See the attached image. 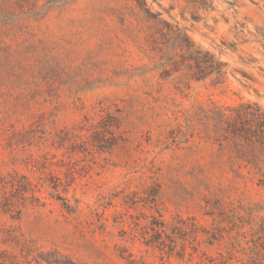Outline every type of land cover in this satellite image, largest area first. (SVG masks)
<instances>
[{"label": "rangeland", "instance_id": "rangeland-1", "mask_svg": "<svg viewBox=\"0 0 264 264\" xmlns=\"http://www.w3.org/2000/svg\"><path fill=\"white\" fill-rule=\"evenodd\" d=\"M137 1L223 80L164 76L174 33L152 42ZM247 102L264 111V0H0V264H264V161L225 131ZM106 112L110 149L50 145ZM52 153L66 192L32 165Z\"/></svg>", "mask_w": 264, "mask_h": 264}, {"label": "trees", "instance_id": "trees-1", "mask_svg": "<svg viewBox=\"0 0 264 264\" xmlns=\"http://www.w3.org/2000/svg\"><path fill=\"white\" fill-rule=\"evenodd\" d=\"M137 2L145 13V17L153 21L155 30L150 35L152 42L155 43L156 33L163 35V32H166L164 28L174 33L171 44L174 54L167 58L168 68L164 70V76L170 77L173 72L182 71V77L188 76L195 80L211 78L216 83L223 80L226 66L223 61L208 50L194 48L185 35L173 31L174 29L164 19L158 17L159 14L152 13L143 1ZM178 83L180 85L181 81L179 80ZM229 110L230 115L226 120L225 131L250 148L252 162L264 161V111L257 104L249 102L231 106ZM119 127L120 116L106 112L105 115H100L96 122L86 118L85 122L77 127H63L56 130L51 134L50 145L57 150L65 149L69 152H88L91 147L110 149L123 140ZM39 137L42 138V136ZM42 157L41 160L35 159L32 165L47 174V184L54 191L66 192L75 179V175L78 174L73 162H66L62 158L55 159V153L50 156L44 154ZM56 165L66 167V170L62 171L64 178L60 176V173L54 172L53 166ZM262 175L264 176V173ZM260 182L264 184V178L260 179Z\"/></svg>", "mask_w": 264, "mask_h": 264}]
</instances>
